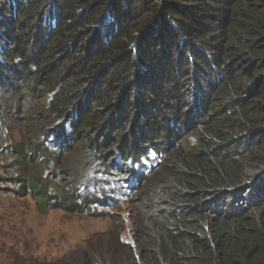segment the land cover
Returning a JSON list of instances; mask_svg holds the SVG:
<instances>
[{"label": "trees", "instance_id": "16d2710c", "mask_svg": "<svg viewBox=\"0 0 264 264\" xmlns=\"http://www.w3.org/2000/svg\"><path fill=\"white\" fill-rule=\"evenodd\" d=\"M0 81V192L100 217L76 179L150 166L136 249L45 264H264V0H0Z\"/></svg>", "mask_w": 264, "mask_h": 264}, {"label": "rangeland", "instance_id": "374dc122", "mask_svg": "<svg viewBox=\"0 0 264 264\" xmlns=\"http://www.w3.org/2000/svg\"><path fill=\"white\" fill-rule=\"evenodd\" d=\"M17 95H22L24 100L28 96L20 91ZM1 96L0 94V148L21 140L16 120L21 118V111L27 110L30 99L21 102L19 96L14 94L10 100H6L7 104H3ZM19 103L22 108L16 111ZM36 115L37 111L34 116ZM74 152L69 155V161L63 160L61 163L74 162ZM76 180L77 183L72 188L80 198L85 196V190L95 196L103 193L108 203L100 217L69 214L61 209L39 213L30 197L0 192V264H18L19 261L31 260L45 264L63 258L71 262L86 249L99 251L102 256L107 250L119 248L117 243L131 249L136 248L143 224L145 199L138 202L137 194L121 197L118 188L115 190L107 187L102 177L95 172L84 173ZM0 188L12 190L14 186L0 183Z\"/></svg>", "mask_w": 264, "mask_h": 264}, {"label": "clouds", "instance_id": "9594fccd", "mask_svg": "<svg viewBox=\"0 0 264 264\" xmlns=\"http://www.w3.org/2000/svg\"><path fill=\"white\" fill-rule=\"evenodd\" d=\"M53 140V139H52ZM150 160V158H149ZM149 163L146 164H140L137 162H134V165H131V168L133 169L132 172L136 174V172L138 170H142L143 172H145L146 170H148L150 168V166L148 165ZM155 167L156 165H152V167ZM96 174H99L102 177L103 183L105 182L107 184V187H113L115 188V190H117V188L120 190V194L121 197H132V195L137 194V199H139V197H141V195L139 194V189L141 187V182L139 181L140 178L142 177V181L144 180L143 175H147L142 173L140 177L134 176L135 174L132 173L131 176L129 175H121V173H119L118 171H109L107 172L108 174L103 175L100 172L97 171H93ZM143 183V182H142ZM103 192V191H102ZM85 195L86 193H88L89 195H93L94 198L98 199L100 201V203H95L97 206L96 209L99 212V214H103L104 210L103 208L107 206L108 201H106L103 197V193L101 195L95 196V194H91L89 192V190H85L84 191ZM85 197V196H83ZM82 197V198H83ZM78 198L80 199V197L78 196ZM136 249V248H135Z\"/></svg>", "mask_w": 264, "mask_h": 264}]
</instances>
